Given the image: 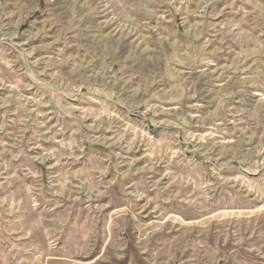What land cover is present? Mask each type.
<instances>
[{
    "label": "rangeland",
    "instance_id": "obj_1",
    "mask_svg": "<svg viewBox=\"0 0 264 264\" xmlns=\"http://www.w3.org/2000/svg\"><path fill=\"white\" fill-rule=\"evenodd\" d=\"M0 264H264V0H0Z\"/></svg>",
    "mask_w": 264,
    "mask_h": 264
}]
</instances>
